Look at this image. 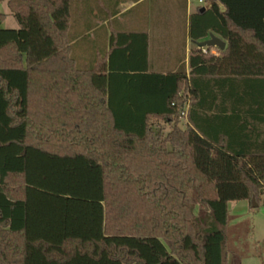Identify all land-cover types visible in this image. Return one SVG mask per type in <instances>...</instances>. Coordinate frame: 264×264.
<instances>
[{
  "label": "trees",
  "instance_id": "obj_1",
  "mask_svg": "<svg viewBox=\"0 0 264 264\" xmlns=\"http://www.w3.org/2000/svg\"><path fill=\"white\" fill-rule=\"evenodd\" d=\"M209 1L189 37L227 45L189 72L115 50L82 68L71 0H9L17 29L0 11V264H242L227 224L264 198V0Z\"/></svg>",
  "mask_w": 264,
  "mask_h": 264
},
{
  "label": "crops",
  "instance_id": "obj_2",
  "mask_svg": "<svg viewBox=\"0 0 264 264\" xmlns=\"http://www.w3.org/2000/svg\"><path fill=\"white\" fill-rule=\"evenodd\" d=\"M211 3L209 0H71L72 56L82 68H88L101 59L110 63L115 50L114 63H149L150 71L164 73L177 71L185 64L189 72L191 52L197 47L189 37L190 16ZM220 6L225 9L221 3ZM132 42L139 55L138 59L133 57L128 61L129 52L121 51ZM145 47L147 59L143 56ZM213 54L218 55V51Z\"/></svg>",
  "mask_w": 264,
  "mask_h": 264
},
{
  "label": "rangeland",
  "instance_id": "obj_3",
  "mask_svg": "<svg viewBox=\"0 0 264 264\" xmlns=\"http://www.w3.org/2000/svg\"><path fill=\"white\" fill-rule=\"evenodd\" d=\"M8 3L9 0H0V11L6 14L2 28L17 29L18 23ZM212 53H217V49L212 50ZM152 122L156 130L162 129L164 133L170 130L171 125L164 121L153 119ZM263 243L264 198L257 207H253V203L248 200L230 202L227 245L231 261L239 260L242 264H264Z\"/></svg>",
  "mask_w": 264,
  "mask_h": 264
},
{
  "label": "water",
  "instance_id": "obj_4",
  "mask_svg": "<svg viewBox=\"0 0 264 264\" xmlns=\"http://www.w3.org/2000/svg\"><path fill=\"white\" fill-rule=\"evenodd\" d=\"M205 7H202L201 11H204ZM197 47L199 48H209V47H219L220 49H224L226 46L225 41H223L220 37L215 35L214 33H210L209 38L203 40V41H197L195 42ZM253 207H257L258 203H256L255 198L252 200Z\"/></svg>",
  "mask_w": 264,
  "mask_h": 264
},
{
  "label": "built area",
  "instance_id": "obj_5",
  "mask_svg": "<svg viewBox=\"0 0 264 264\" xmlns=\"http://www.w3.org/2000/svg\"><path fill=\"white\" fill-rule=\"evenodd\" d=\"M200 2H202V0H200Z\"/></svg>",
  "mask_w": 264,
  "mask_h": 264
}]
</instances>
